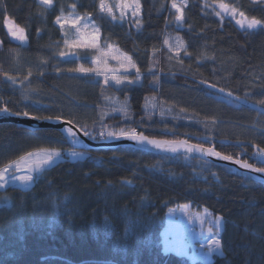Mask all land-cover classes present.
Masks as SVG:
<instances>
[{
	"label": "trees",
	"instance_id": "1",
	"mask_svg": "<svg viewBox=\"0 0 264 264\" xmlns=\"http://www.w3.org/2000/svg\"><path fill=\"white\" fill-rule=\"evenodd\" d=\"M172 3L139 0V16L122 22L101 11V0H0V109L59 117L98 139L123 128L264 149V24L243 30L216 9L223 3L264 21V0H186L180 23ZM73 13L90 17L102 46L131 58L140 75L130 78L140 83L106 86L75 71L86 62L64 60L67 33L57 18ZM6 20L24 29L25 43L12 39ZM178 38L185 49L175 55ZM114 102L127 114L112 113ZM213 146L234 158L239 149ZM69 149L58 130L0 124V170L39 150ZM85 153L42 171L29 189L0 190V264H264L263 184L186 156ZM187 205L224 220L222 255L209 263L165 252L168 213Z\"/></svg>",
	"mask_w": 264,
	"mask_h": 264
},
{
	"label": "rangeland",
	"instance_id": "2",
	"mask_svg": "<svg viewBox=\"0 0 264 264\" xmlns=\"http://www.w3.org/2000/svg\"><path fill=\"white\" fill-rule=\"evenodd\" d=\"M39 1L46 7H51L53 4V0H51V3L47 5L43 3V0H39ZM253 1L258 2L262 0H253ZM121 2L122 0H106V2H104L106 6L112 9L111 15L109 14L110 16L115 17L114 19L122 22H124V20L126 21L129 18H131L132 20L136 19V17L139 16L141 11L140 8L138 12H136L135 8L133 7L121 9V7L119 6ZM176 3L177 5L182 6L181 11L183 9V6L186 4L185 0H177ZM216 9H217V13H219L218 15L219 18L222 21L231 20L240 29L255 30L259 28V26L255 28H248L246 24L244 27H241L240 24L236 23L237 20L241 19L239 13L236 12L235 16H233L223 11L219 7V5L216 6ZM104 12L108 14L107 11ZM122 12H123V17L121 16ZM134 12H136L135 15L133 14ZM59 26L67 33L68 44L76 43L84 38L80 35V33L77 32V29H79L81 33L86 31L89 34L87 37L89 40L91 39V33H93L94 31L93 26H95L96 29H99L97 25L90 19V17H83L75 13L67 16L65 15L62 16L60 18ZM7 27L9 31L10 27L16 28L17 26L14 25L12 22H10V24H8ZM100 36L101 35L99 30L97 33L98 39L96 40V44L99 51L91 47H83V46L73 47V48L68 47V52L67 55L64 56V60L79 59L80 61L86 62L89 65V68L101 69L102 71L101 75H97L95 72L88 74H84L80 72L78 73L83 75H92L97 80H100L104 85L113 86L116 89H120L124 87L126 84H129L127 81H132L130 77L135 74L136 67L134 68L129 67L127 68V70L125 67H121L122 63L124 64L127 63L124 60V57H128V56L123 52H121L116 47L102 46ZM11 37L14 41H17L19 43L26 42V39L23 42H21L19 39L14 38L12 35ZM0 49H1V44H0ZM184 49L185 48L183 44L182 46H180L179 40H176L172 45V51L175 55L176 54L178 55ZM102 52H110V55H108L107 57H103L101 55ZM113 56L118 58L114 59ZM105 59L107 61V69H109V71H104L105 64L103 63V61ZM114 75L118 77H127V81H125L120 85H117L115 81L112 79ZM106 77H107V83L105 82ZM132 83L138 84L140 82L132 81ZM227 98L234 101L236 100V102L238 103H243L236 98H232L231 96H227ZM121 108H126L127 110L128 106L120 104L119 102H114V109L112 113H116V114L120 113L124 115L125 112L119 110ZM262 132L264 133V131ZM102 135L106 136L107 132H104ZM70 138L74 139L73 136H70ZM108 139H114V138H101V139L96 138L94 140H108ZM52 152H55L56 155H53L51 159H48L46 153H52ZM31 154L32 155L30 158L27 159V162L19 160L20 163L18 168L13 163L12 164L13 166L11 168L7 167L3 169L6 172L4 173V179L0 180V190H4L8 187H19L22 189H29L33 186L36 176L40 174L42 171L60 163L67 157H69L73 161L81 160L86 157V153L82 151H73L69 153H64L59 150H39ZM25 157H29V155ZM22 177H30V179H22ZM223 227H224V220L221 218L214 217L209 211L205 210L202 212H197L193 208H191L190 205L172 209L168 213V223L163 233V243H164L165 252L176 253L178 255L187 256L194 263L198 261L209 263L210 261H212V257L214 255L216 254L222 255L220 235L223 230Z\"/></svg>",
	"mask_w": 264,
	"mask_h": 264
},
{
	"label": "snow or ice",
	"instance_id": "3",
	"mask_svg": "<svg viewBox=\"0 0 264 264\" xmlns=\"http://www.w3.org/2000/svg\"><path fill=\"white\" fill-rule=\"evenodd\" d=\"M186 2V0H185ZM44 4H50L51 0H43ZM121 7V9H126L129 7H133L135 8L136 12H138L139 8H140V4H139V0H122L121 4L119 5ZM181 5H177V3L175 2V0H173L172 3V8H174L177 12V16H176V21L177 23H180L183 19L182 16V11H181ZM219 7L225 11L228 14H231L233 16H235L236 14V9L235 8H229L228 5L221 3L219 5ZM101 11H107L108 14L111 15L112 13V9L108 6L105 5L104 0H101V5H100ZM136 12H134L133 14L135 15ZM217 15H219V13H217ZM241 19L237 20L236 23L240 24L241 27H244L245 24L247 25L248 28H255L257 26H260L262 24H264V21H260L257 20L256 18H251L250 20L245 17L243 12L239 13ZM121 16L123 17V12L121 13ZM115 18V17H114ZM60 22V18H57V23ZM6 24H10V21H5ZM137 26H139V21H137ZM94 27V31L93 33H91V39L89 40L88 37V33L85 31L83 33L80 32L79 29H77V32L80 33V35L82 37H84L83 39L79 40L76 43H72V44H68V42L66 41L67 47L69 48H73V47H91L93 49H96L97 51H99L97 44H96V40L98 39L97 37V33L99 31V29H96L95 26ZM9 31L11 33V35L16 38L19 39L21 42H23L26 39L25 36V32L23 28L20 27H16V28H9ZM179 40V38H178ZM165 43H167V40H165ZM180 46H182V41H179ZM111 47V46H109ZM62 55H64L65 53H61ZM101 55L103 57H107L108 55H110V52H102ZM114 59H117L118 57L113 56ZM99 59V58H98ZM124 60L127 62L126 64L122 63L121 67H125L126 70L127 68L131 67L134 68L135 64L134 62L131 61L130 57H124ZM103 63L105 64V69L104 71H109V69H107V61L106 59L103 61ZM76 72H80V73H84V74H88V73H92L95 72L97 75H101L102 71L99 68H85L83 66L75 69ZM136 75H137V79L139 78L140 72L139 69H136ZM9 79H12L11 77H9ZM112 79L115 81V83L117 85H120L122 83H124L125 81H127V77H118V76H113ZM105 82L107 83V77L105 78ZM128 83H132V81H127ZM13 83H15V81L13 80ZM209 87H212L215 89V85H208ZM219 92H224V89H219ZM227 96H231L232 94L226 93ZM120 111H124L125 114L127 112L126 108H121L119 109ZM0 114H7V115H23L25 117L29 116L28 112H23V113H16V112H9L8 109L6 108H2L0 109ZM32 119H40L41 117H36L33 116L31 117ZM43 119H51L50 117H43ZM59 121V117L56 118V121L54 122H58ZM64 131H66L69 135H72L74 137L77 136V132L73 130L72 127H66L64 129ZM85 136L90 137L91 139H96L95 136H92L90 132H88L86 129L84 130L83 133ZM101 138H114V139H121V138H126L132 141H136L138 143H147L148 145L153 146L156 149H163V150H167V151H171V152H176L179 151L181 149H184L185 151L188 152H198L201 153L202 155H206V156H214L217 157L221 160H225V161H232L233 157L231 155H221L220 152L215 151L214 148H204L202 145L196 144V145H192L189 144L187 141H160V140H156V139H150L149 137L143 135L142 133H137L135 131V129L132 130H125V129H120L119 131L113 132V131H108L106 136H103ZM258 155H264V149H258L257 152ZM32 154H29V157H21L20 161H24L27 162V159L31 157ZM48 159H51L53 155H56L55 152L52 153H46ZM15 164V166L18 168L19 167V161L17 162H13ZM234 163L239 164L240 167L245 168V169H251L252 171L255 172H261L264 173V168H254L253 165L247 163L246 161H241L239 159H236L234 161ZM13 165H9L8 167L11 168ZM6 171L5 170H0V180L4 179V173ZM22 179H30V177H22Z\"/></svg>",
	"mask_w": 264,
	"mask_h": 264
},
{
	"label": "water",
	"instance_id": "4",
	"mask_svg": "<svg viewBox=\"0 0 264 264\" xmlns=\"http://www.w3.org/2000/svg\"><path fill=\"white\" fill-rule=\"evenodd\" d=\"M56 120L54 119H45V120H38V119H32L31 117H25V116H20V115H7V114H0V124H15L18 126H24L29 129L33 130H45V129H54L58 130L60 133H62L67 141L70 142L71 148L76 151H85V152H95V151H115L119 148H130L134 149L137 151H142L147 154H152V155H158V156H166L170 158H175L178 156H186L190 159H201L207 163L214 164L226 169H229L233 173L237 174H242L248 177H251L254 181L263 184L264 185V173L261 172H255L252 171L251 169H245L240 167L239 164L234 163L236 159L233 158L232 161H225L221 160L217 157L214 156H206L202 155L201 153L198 152H188L185 151L184 149H181L176 152H171L163 149H156L151 145H148L147 143H138L136 141H132L126 138H121V139H108V140H94L91 139L88 136H85L83 131L73 125L70 122L62 121L59 120L58 122H54ZM66 127H72L74 131L77 132V136L74 137V139H71L70 136L64 129ZM153 139V138H150ZM158 140V139H156ZM183 141H187L189 144L192 145H202L204 148H214L215 151L216 148L213 146V144L217 143L220 145H226V146H234V147H245V146H250L252 147L255 151H258V147L252 146L246 143H234L230 142L227 140H217V139H209V138H194V137H185L181 139ZM178 140V141H181ZM160 141H165V140H160ZM169 141V140H166ZM194 141V142H192ZM208 145V146H206ZM218 152V151H217ZM221 155H224L221 153ZM261 161H264V155H260ZM264 164V162H263ZM254 168H257L253 166Z\"/></svg>",
	"mask_w": 264,
	"mask_h": 264
},
{
	"label": "flooded vegetation",
	"instance_id": "5",
	"mask_svg": "<svg viewBox=\"0 0 264 264\" xmlns=\"http://www.w3.org/2000/svg\"><path fill=\"white\" fill-rule=\"evenodd\" d=\"M257 152L255 150L249 152L246 149H238L235 158L242 157V161L244 160L257 168H264V161H261V157Z\"/></svg>",
	"mask_w": 264,
	"mask_h": 264
},
{
	"label": "bare ground",
	"instance_id": "6",
	"mask_svg": "<svg viewBox=\"0 0 264 264\" xmlns=\"http://www.w3.org/2000/svg\"><path fill=\"white\" fill-rule=\"evenodd\" d=\"M220 93H222V92H220ZM222 94H224V95H226L225 93H222ZM226 97H227V95H226ZM68 142V144H69V146H70V148H71V145H70V142L69 141H67ZM236 143V142H235ZM215 145H220V144H217V143H215ZM224 146H226V145H224ZM236 148H239V149H242L243 147H236ZM104 151V150H103ZM69 152H73V149L71 148V149H69V150H66L64 153H69ZM164 157H166V156H164ZM188 158V157H187ZM234 158V157H233ZM190 159V158H189ZM234 159H239V160H241L242 161V157H239V158H234ZM199 160H201V159H199ZM203 161V160H202ZM244 161V160H243ZM248 163V162H247ZM250 164V163H249Z\"/></svg>",
	"mask_w": 264,
	"mask_h": 264
}]
</instances>
